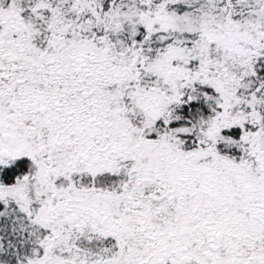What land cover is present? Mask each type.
<instances>
[{"label":"snow or ice","instance_id":"snow-or-ice-1","mask_svg":"<svg viewBox=\"0 0 264 264\" xmlns=\"http://www.w3.org/2000/svg\"><path fill=\"white\" fill-rule=\"evenodd\" d=\"M0 264H264V0H0Z\"/></svg>","mask_w":264,"mask_h":264}]
</instances>
